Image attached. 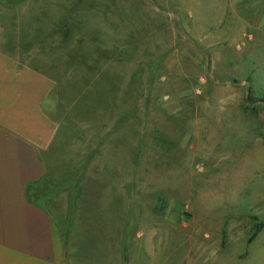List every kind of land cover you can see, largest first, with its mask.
Segmentation results:
<instances>
[{
    "label": "rangeland",
    "instance_id": "rangeland-1",
    "mask_svg": "<svg viewBox=\"0 0 264 264\" xmlns=\"http://www.w3.org/2000/svg\"><path fill=\"white\" fill-rule=\"evenodd\" d=\"M62 1L22 2L21 22H42L19 34H44ZM67 1L83 24L71 39L103 57L65 79L97 82L76 105L70 93L72 115L107 113L118 132L80 194L47 205L63 264H264V228L250 241L264 222V0Z\"/></svg>",
    "mask_w": 264,
    "mask_h": 264
},
{
    "label": "crops",
    "instance_id": "crops-1",
    "mask_svg": "<svg viewBox=\"0 0 264 264\" xmlns=\"http://www.w3.org/2000/svg\"><path fill=\"white\" fill-rule=\"evenodd\" d=\"M25 1L0 0V264H63L62 232L48 209L28 202L25 188L49 176L64 185L61 196L67 190L80 194L87 172L107 165L101 153L112 144L118 120L107 113L72 115L76 106L72 108L71 102L76 105L97 82H80L79 88L68 86V91L65 79L96 68L88 57L100 62L103 57L94 41L87 47L88 39H71L70 32L83 24L71 21L70 2L62 1V19L39 37L32 31L19 34V25L40 30L42 22L33 18L29 24L21 22L20 15L30 8ZM228 3L214 5L226 10ZM215 9L221 10L218 5ZM76 48L74 54L79 55L71 66Z\"/></svg>",
    "mask_w": 264,
    "mask_h": 264
},
{
    "label": "trees",
    "instance_id": "trees-1",
    "mask_svg": "<svg viewBox=\"0 0 264 264\" xmlns=\"http://www.w3.org/2000/svg\"><path fill=\"white\" fill-rule=\"evenodd\" d=\"M63 189L64 185L61 182L54 181L49 176H46L39 181L28 183L25 188V195L28 202L47 210V205L55 200L57 196L62 193ZM262 228H264V222L256 226V230L250 241H252L253 238L257 236ZM62 236L64 243L66 244L67 235L63 234Z\"/></svg>",
    "mask_w": 264,
    "mask_h": 264
}]
</instances>
